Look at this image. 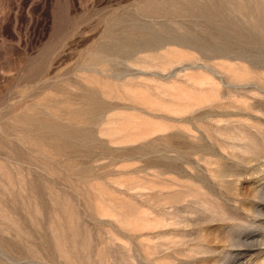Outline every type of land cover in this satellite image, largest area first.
<instances>
[{
  "label": "rangeland",
  "instance_id": "374dc122",
  "mask_svg": "<svg viewBox=\"0 0 264 264\" xmlns=\"http://www.w3.org/2000/svg\"><path fill=\"white\" fill-rule=\"evenodd\" d=\"M0 264H264V0H0Z\"/></svg>",
  "mask_w": 264,
  "mask_h": 264
}]
</instances>
